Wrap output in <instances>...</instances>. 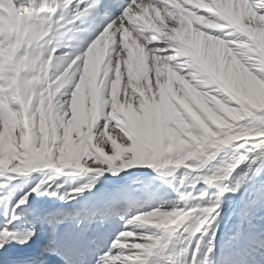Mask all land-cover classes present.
Instances as JSON below:
<instances>
[{
	"label": "snow or ice",
	"instance_id": "1",
	"mask_svg": "<svg viewBox=\"0 0 264 264\" xmlns=\"http://www.w3.org/2000/svg\"><path fill=\"white\" fill-rule=\"evenodd\" d=\"M62 13V37L55 26L45 37L55 41L53 65L60 57L63 65L75 60L73 69H82L99 45L94 84L81 93L77 73L44 119L34 101L27 125L10 126L0 137V176L66 168L115 175L141 166L172 176V183L156 188L158 198L176 200L146 206L142 193L123 188L97 203L37 209L28 226L9 228L19 219L13 216L0 227V262L148 264L163 237L182 245L168 264H264V233L251 232L244 249L232 243L264 202V152L250 151L253 144L264 148V139H248L264 138V0H64L53 20ZM230 144L233 158L226 159L227 152L218 157ZM242 164L207 200L208 187L227 179L221 173ZM201 182L205 187L197 189ZM242 188H251V199ZM238 193L239 211L233 203ZM29 205L22 196L13 212ZM233 216L232 237L217 249V230Z\"/></svg>",
	"mask_w": 264,
	"mask_h": 264
},
{
	"label": "bare ground",
	"instance_id": "2",
	"mask_svg": "<svg viewBox=\"0 0 264 264\" xmlns=\"http://www.w3.org/2000/svg\"><path fill=\"white\" fill-rule=\"evenodd\" d=\"M58 3L59 0H50L45 3L41 2L39 5L34 6L29 3V0L20 4H17L13 0H0V10H5L6 5H11V7L15 6L20 14L24 16V21L26 18H28L35 21L43 20L45 22L47 18L51 17L53 19V15L56 11ZM25 5H27V7ZM235 6L239 9L241 7L240 5ZM224 7L230 11L233 8V5L231 3H228L224 5ZM62 18L63 17L57 18L54 21L61 22ZM58 26L64 27L63 24ZM102 26L103 25H101V27ZM14 28H16V22L11 19L10 15L8 13L3 14L2 12H0V35L4 34L3 40H0V58L3 59L0 60V67L4 66V64L8 60L13 61L14 59V70L11 67L12 70L9 77H6L5 79L4 75L7 70H1L2 76H0V79H2V81L0 82V92L2 90L3 95L0 94V102L1 99H6V106L4 110H0L1 112L3 111V113H8L10 111V117L20 118L21 123L27 125L28 118L26 113L29 110V105L27 104V102L29 103V101L34 99V95H32L31 97H24L27 101L26 104H22L19 100L17 103L15 102V104L19 106L20 110H14L12 107H16L13 100L15 98H11V96L13 97L11 93L15 91V88L8 87V85L11 84V81H16L15 86L17 84H20V86L24 87L21 84H24L26 82V84L28 83L27 85L30 84V86L35 85L37 88L40 87V89L46 88L47 93H45V100H51L55 97L56 93H58L62 87L66 86V84L70 82L77 75V73H79L80 79L77 82L76 86L77 89H79L82 93L84 88L91 87L94 84L93 66L95 65L96 58L102 54L103 48L98 45L97 49L94 52V55L90 56L86 60L85 65L82 69H73L75 60L68 62L66 66L63 65L62 63H60V57H56L57 63L53 65L54 58L52 56V49L47 50L45 56L42 59L35 60V62H33L34 57L25 56L24 52L26 49L34 50L38 46L35 44V41L29 39V35L25 31V24H23L20 30V39L15 38V40H11L10 31ZM55 35L57 38L62 37L61 32L55 33ZM132 39H134V37H132ZM21 44H23L24 46L22 47ZM85 46L86 43L81 45V47ZM47 64H49L50 66V72L48 74H46ZM125 79L126 73L121 78V86L124 84ZM22 87L19 88L21 89ZM16 90H18V88ZM21 90L23 91V88ZM119 98L120 97L118 96V99ZM12 110H14L15 112L12 113ZM0 116H2V114H0ZM9 127V123L5 121L4 118L0 117V137L3 136L4 131ZM15 135L16 134L13 133L14 137ZM248 139L259 140L264 138L250 137ZM232 147L233 146L227 145L226 150H220L217 156L219 157L222 153L227 152L228 156L226 157V159L233 158V152L229 151L230 149H232ZM250 151H252L253 153H260L264 152V148H261L258 144H253ZM243 167L244 165L242 164L235 170V172H232L231 169H229L221 173L222 177H227V179H222L218 182H215L213 186H209L207 189L209 196L206 199H214L216 193V184H229L231 182V177L235 176L236 172H239ZM255 167L256 166L254 165L253 168ZM196 172L200 173L203 172V170L197 169ZM229 172H231V176L228 175ZM91 173L92 172H86L77 169L71 170V168L59 173L54 172L50 169H41L36 172L23 174L5 173L3 176H0V227H3L6 221L8 219H11L13 216L18 217L19 219H13L12 223L8 224L9 228L28 226L31 223L32 215L37 209L52 210L56 208H69V202L74 198L79 199V202L77 204L78 206L81 205L82 200H85L86 203H97L102 201L103 199L108 198L109 195L114 196L118 194L123 188L137 190L138 192L142 193L143 199L147 202L146 206H155L154 193L159 190L156 188V186L168 185L166 179L167 177H169L164 174H157L148 168L143 169L142 167L141 169H136L133 172H129L128 175H130L131 180L126 183H122L121 178H118L116 174L113 175L107 172L103 174ZM35 177H37L38 180L35 181V179H33ZM41 181L45 182L41 184V189L33 192L32 189L37 183ZM93 181L95 182L93 183V187L91 189H85L80 193H76L74 191V189L83 187L85 184ZM28 185L30 189L27 192H24ZM204 187L205 186L202 182L196 184L197 189H203ZM88 190L93 192V194L90 196V199L89 197H86V193ZM164 190L167 191L169 189L165 187ZM52 192H55L56 195H50V193ZM241 192H243L245 198H247L249 188H242ZM18 193L22 195L18 196ZM25 195H28L30 205L27 207L18 206L15 212H13V205L17 203L20 197ZM224 195L225 197H228L231 195V193L226 192ZM65 196L70 198L66 200L61 199V197ZM240 198L241 197L239 193L233 198V203L235 204L237 211H239ZM28 203L29 202L26 201V204ZM189 203H195V201H190ZM236 223L237 218L236 216H233L227 226L221 225V228L217 230V239L215 241L217 249H221L225 241H228L229 238L232 237V233L234 231V226L236 225ZM255 223V230L251 226L243 229L241 239H233L232 237V243L236 248L244 249L247 247L251 232L264 233V223H261L260 221H256ZM221 230H223V232H221ZM199 235V233H196L192 237L193 248L195 247V239L198 238ZM108 242V240H103L101 241V244L107 246ZM181 246L182 245L180 244V242L175 238H173L172 240H168L167 238L162 237L159 245L154 250L165 253L171 248H179ZM191 251L192 248L189 249V254H191ZM149 257L150 254L146 257V259L148 260Z\"/></svg>",
	"mask_w": 264,
	"mask_h": 264
},
{
	"label": "rangeland",
	"instance_id": "3",
	"mask_svg": "<svg viewBox=\"0 0 264 264\" xmlns=\"http://www.w3.org/2000/svg\"><path fill=\"white\" fill-rule=\"evenodd\" d=\"M236 7V6H235ZM236 9L237 10H239V8L238 7H236ZM28 75V74H27ZM22 80H25V79H22ZM28 84V83H27ZM26 84V82L24 83V84H21V85H23L24 87H25V85H27ZM32 85V84H31ZM35 85H32L31 87H32V93H31V96L32 95H34V99H32L31 101H29V103L27 102V104L29 105V109L31 108V106L33 105V103H34V101L36 102V112L40 115V117H41V119H44L48 114H50V112H51V108H52V106H53V99H51L50 101L49 100H45V92H44V89H40V87L39 88H37L36 86L34 87ZM19 87H22V86H20V84H17L16 86H15V91H13V93L15 92V93H18V91H19V93H21L22 92V88L24 89V87H22L21 89L19 88ZM18 88V90H16ZM35 88V89H34ZM21 90V92H20V90ZM43 92V93H42ZM47 92V91H46ZM13 93H11V95H13ZM41 94V95H39V94ZM57 94V93H56ZM30 96V97H31ZM36 96V97H35ZM56 96V95H55ZM11 98H15V96L13 95V97L11 96ZM14 100V104H15V102L17 103L18 102V100L17 99H13ZM6 99H1V102H0V105H1V107H3V108H1L0 107V109H2V110H4V108H5V106H6ZM5 104V105H4ZM15 105H17V104H15ZM25 107V106H24ZM15 111L14 110H12V113H14ZM10 111L8 112V113H3V111L1 112V110H0V114H2V116H0V117H2V118H4L5 119V121H7L8 123H9V125L10 126H12V127H14L17 123H21V119L20 118H17V117H10ZM5 114H7L6 115V118H5ZM9 116V117H8ZM28 118V117H27ZM27 122H28V119H27ZM7 136V135H6ZM226 146V145H225ZM224 147V146H223ZM222 147V148H223ZM221 148V149H222ZM6 152H7V145H6ZM219 153V152H218ZM217 153V154H218ZM142 168H146V167H142ZM67 169H69V168H66V169H64V170H67ZM136 169H141V166H133L132 168H128V169H123V170H121L122 172H133L134 170H136ZM92 174V173H91ZM33 179H35V181L36 180H38V178L37 177H35V178H33ZM167 183L169 184V183H172L173 182V177L172 176H169V177H167ZM30 183H31V180H30ZM30 183H29V185H30ZM29 185H28V187L24 190V192H27L30 188H29ZM167 191H170V189L169 190H167ZM252 192V190H251V188H249V192H248V195H247V199H251L252 198V196H251V193ZM158 193H159V190L154 194V198L156 199L155 200V205L156 204H167V203H169V202H175V200H176V198H175V196H172L171 197V201L168 199V198H158ZM22 194H19L18 193V196H21ZM112 195H110V197H111ZM85 203V202H84ZM250 217H252V218H254V219H258V220H261L262 222H264V202H261L260 204H257V206H256V208L255 209H253V214L250 216ZM246 221H248L249 223H250V220H248V218L246 219ZM153 222H155V221H153ZM242 235H240L239 237H241ZM148 256V255H147Z\"/></svg>",
	"mask_w": 264,
	"mask_h": 264
},
{
	"label": "clouds",
	"instance_id": "4",
	"mask_svg": "<svg viewBox=\"0 0 264 264\" xmlns=\"http://www.w3.org/2000/svg\"><path fill=\"white\" fill-rule=\"evenodd\" d=\"M6 10L11 13L12 12V7L11 5H6ZM24 24L26 25V33L29 35V39L36 41V37L39 36V33L45 29V22L43 20L35 21L32 19L26 18L24 21ZM38 43V41H36ZM47 49L43 46L40 45L36 47L34 50L33 49H26L24 52L25 56L29 57H34L35 60H40L45 56ZM31 83V82H30ZM16 81L12 80L11 84L8 85V87L15 88ZM32 87L29 85H25L22 93H13L15 96V99L19 100L22 104H26V99L24 97H30L32 93Z\"/></svg>",
	"mask_w": 264,
	"mask_h": 264
}]
</instances>
